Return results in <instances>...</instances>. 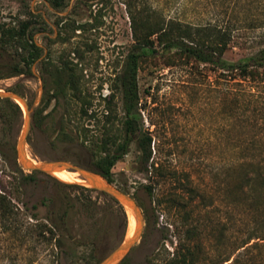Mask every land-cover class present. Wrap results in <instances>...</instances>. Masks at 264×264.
<instances>
[{
  "label": "rangeland",
  "instance_id": "374dc122",
  "mask_svg": "<svg viewBox=\"0 0 264 264\" xmlns=\"http://www.w3.org/2000/svg\"><path fill=\"white\" fill-rule=\"evenodd\" d=\"M131 13L153 25L171 18L193 26L232 22L228 61L247 60L264 47V0H66L60 8L50 0H0V24L30 20L32 37L44 49L31 71L0 79V90L21 92L33 112L52 95L32 118L31 160L70 161L96 171L93 151L108 110L113 132L123 123V96L115 87L135 44ZM153 39L138 71V116L153 138L152 156L146 163L132 143L113 168V184L133 195L145 215L142 238L122 262L170 264L191 249L198 264H229L254 228L262 236L250 244L262 246L252 251L264 262V68L243 78L175 48L163 50ZM8 59L0 49V69ZM71 78L95 117L82 113L85 104L73 96ZM23 127L24 114L0 102V191L20 208L17 233L5 231L0 220V264H99L130 237L129 212L109 194L52 184L54 178L88 186L84 181L54 173L28 177L17 155ZM255 169V198L263 205L251 199L249 187L230 188L235 178L257 175ZM86 196L88 208L80 203ZM65 197L77 204L64 219L66 228L40 235L38 225L49 222L45 199L55 200L61 213Z\"/></svg>",
  "mask_w": 264,
  "mask_h": 264
},
{
  "label": "trees",
  "instance_id": "16d2710c",
  "mask_svg": "<svg viewBox=\"0 0 264 264\" xmlns=\"http://www.w3.org/2000/svg\"><path fill=\"white\" fill-rule=\"evenodd\" d=\"M50 2L54 7L60 8L66 0H50ZM131 16L135 44L126 57L122 71L116 76L117 86L115 87V89L121 90L123 96L124 117L122 127L118 129L119 132H113V121L110 119L112 110L109 109L107 119L102 125L104 128L103 136L100 142L97 143L98 149L93 151L96 155V159L93 162L95 170L112 184L114 183L113 168L117 162L121 161L129 153L132 143H136L137 147L140 148L146 163L152 156L153 138L143 130V125L138 116L140 109L138 71L141 58L150 49L154 48V36L162 44L163 50L167 51L175 48L187 58H194L202 63L211 64L230 72H237L243 78H255L259 75V69L264 68V47L251 54L247 60L228 61L224 58L226 50L234 39V30L236 28H234L235 25L232 22L225 27L219 24L193 26L189 23H183L180 20L171 18L168 21L162 19V25H153L145 19H138L135 13H131ZM30 27V20L22 21L18 26H8L5 23L0 24V49L9 58L7 60L8 65L0 69L2 73L0 74V79L31 71L32 64L43 55L44 49L33 39ZM3 69L5 73L1 71ZM77 83L78 81L73 78L69 81V84L74 90L73 96L78 100H83L85 106L82 109V113L84 115L95 117L93 110L89 113L92 103L83 99L85 94ZM115 89L112 90L113 93L109 95V99L114 97ZM21 95L24 94L21 93ZM51 97L52 95L49 93L47 97L42 99L40 106L32 113V118L37 120V117L48 107ZM0 102L10 107L16 116H23V108L16 101L9 98H0ZM255 170L257 175L247 173L244 178H235V182L230 188L236 191L242 190L243 186L249 187V191L247 192L249 193L251 191L249 193L252 195L251 199L256 204L263 205V203L255 198L256 185L258 184L257 179L259 178L257 169ZM36 174L44 173L31 171L28 177L31 178ZM52 184L60 189L75 188L88 193L97 191L96 189L78 183H62L54 178ZM102 193L106 194L104 192ZM89 202L90 198L88 196L80 201L85 208L90 207ZM44 204L50 209L48 215L49 222L38 225L39 234L44 236L48 234L55 235L60 228H66L67 223L64 219L69 216L70 210L77 206L75 202L67 197L60 202V205L64 208L61 213L54 208L56 206L55 200L50 198L45 199ZM120 208L122 209L123 206L120 205ZM19 215L20 208L5 192L0 191V220L3 229L5 231L10 230L13 234L17 233L20 230L17 224ZM124 216V222L127 224L128 219L125 211ZM252 231V235L249 236L250 240L254 237L262 236L258 234V228H254ZM249 239L242 246L244 247L242 251L229 264H264V262L256 260L252 251V249L262 246L261 243L257 241L250 244ZM228 260H230L229 257L225 261ZM120 264H124V261ZM170 264H198V261L194 251L187 249L181 254H177Z\"/></svg>",
  "mask_w": 264,
  "mask_h": 264
},
{
  "label": "water",
  "instance_id": "95a60500",
  "mask_svg": "<svg viewBox=\"0 0 264 264\" xmlns=\"http://www.w3.org/2000/svg\"><path fill=\"white\" fill-rule=\"evenodd\" d=\"M0 98H9L20 104L24 110V127L20 136L17 155L20 165L30 171H39L42 173H55L56 171L69 170L78 172L81 179L86 184L98 191L104 192L115 198L128 212L132 213L136 219V230L133 235L127 237L124 242L111 250L99 264H120L122 260L129 254L141 240L145 229V215L142 207L136 198L126 191L118 188L110 183L108 179L97 171L87 167L80 166L70 161H45L35 163L32 162L27 150L28 137L32 127L33 107L28 100L21 94L14 91L0 90Z\"/></svg>",
  "mask_w": 264,
  "mask_h": 264
},
{
  "label": "bare ground",
  "instance_id": "6f19581e",
  "mask_svg": "<svg viewBox=\"0 0 264 264\" xmlns=\"http://www.w3.org/2000/svg\"><path fill=\"white\" fill-rule=\"evenodd\" d=\"M32 162H36V160L32 159ZM54 174H56L57 176L61 177V178H64V179H75V180H81V181H84L83 179H81L79 177V174L78 172H75V173H72V172H69L67 170H62V171H56ZM84 183L86 184V182L84 181ZM129 215H130V227H129V235H133L135 230H136V226H137V223H136V219L134 217V215L132 213L129 212Z\"/></svg>",
  "mask_w": 264,
  "mask_h": 264
}]
</instances>
